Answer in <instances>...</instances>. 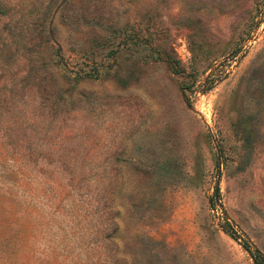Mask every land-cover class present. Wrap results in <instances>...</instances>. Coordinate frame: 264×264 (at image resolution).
I'll return each mask as SVG.
<instances>
[{"label": "rangeland", "instance_id": "obj_1", "mask_svg": "<svg viewBox=\"0 0 264 264\" xmlns=\"http://www.w3.org/2000/svg\"><path fill=\"white\" fill-rule=\"evenodd\" d=\"M0 264H264V0H0Z\"/></svg>", "mask_w": 264, "mask_h": 264}, {"label": "trees", "instance_id": "obj_2", "mask_svg": "<svg viewBox=\"0 0 264 264\" xmlns=\"http://www.w3.org/2000/svg\"><path fill=\"white\" fill-rule=\"evenodd\" d=\"M170 66H171V68H172L173 71H174V70H177V68H176L175 65H170ZM116 74H117V73H115V78H116V80H117L118 82H120L121 79H120V77L117 76ZM245 249H247V246H246V245H245Z\"/></svg>", "mask_w": 264, "mask_h": 264}]
</instances>
